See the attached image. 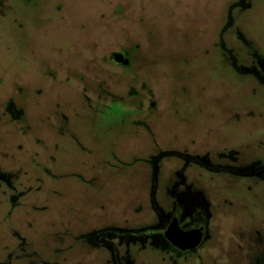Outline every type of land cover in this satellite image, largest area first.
<instances>
[{
    "label": "rangeland",
    "instance_id": "1",
    "mask_svg": "<svg viewBox=\"0 0 264 264\" xmlns=\"http://www.w3.org/2000/svg\"><path fill=\"white\" fill-rule=\"evenodd\" d=\"M0 264H264V0H0Z\"/></svg>",
    "mask_w": 264,
    "mask_h": 264
},
{
    "label": "water",
    "instance_id": "2",
    "mask_svg": "<svg viewBox=\"0 0 264 264\" xmlns=\"http://www.w3.org/2000/svg\"><path fill=\"white\" fill-rule=\"evenodd\" d=\"M168 237L176 246L185 249L187 246L193 247L199 243L200 233L198 231L185 233L181 232L177 227L171 226Z\"/></svg>",
    "mask_w": 264,
    "mask_h": 264
},
{
    "label": "flooded vegetation",
    "instance_id": "3",
    "mask_svg": "<svg viewBox=\"0 0 264 264\" xmlns=\"http://www.w3.org/2000/svg\"><path fill=\"white\" fill-rule=\"evenodd\" d=\"M201 213H199L200 215ZM169 223L165 226V230L168 227ZM185 230H195V229H200L201 231L205 232L206 230V220L204 217H199L197 216H192L190 223H188L186 226L183 227ZM171 244V243H170ZM174 246V245H173ZM178 251L181 252V249L178 247H175Z\"/></svg>",
    "mask_w": 264,
    "mask_h": 264
}]
</instances>
